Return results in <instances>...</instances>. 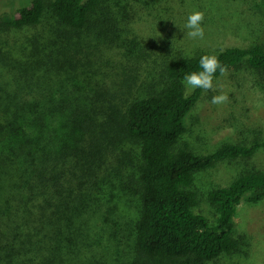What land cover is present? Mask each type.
<instances>
[{"label": "trees", "instance_id": "1", "mask_svg": "<svg viewBox=\"0 0 264 264\" xmlns=\"http://www.w3.org/2000/svg\"><path fill=\"white\" fill-rule=\"evenodd\" d=\"M108 1L28 0L0 17L1 36L23 39L15 65L0 61V77L13 84L0 94V264H108L105 236H125L98 209L114 190L138 203L130 264H209L239 250L240 206L264 201V173L251 170L208 192L214 221L199 209L197 174L227 160L252 162L264 133L205 154L181 144L208 95L188 91L183 78L205 54L165 56L141 85L125 66L107 76L98 67L122 58L121 47L144 46L134 28L145 16L130 0L99 17ZM47 19L63 27L49 40L38 37ZM212 55L224 69L213 75L217 96L227 97L220 104L236 88L235 70H249L264 91V43ZM74 57L77 68L58 66ZM144 59H130L132 67Z\"/></svg>", "mask_w": 264, "mask_h": 264}, {"label": "rangeland", "instance_id": "2", "mask_svg": "<svg viewBox=\"0 0 264 264\" xmlns=\"http://www.w3.org/2000/svg\"><path fill=\"white\" fill-rule=\"evenodd\" d=\"M28 0H0V17L20 9ZM144 7V18L135 25L134 31L143 41V47H121L122 58L118 56L109 64L98 68L111 76V72L131 73L135 83L142 84L160 71L162 59L168 55L205 54L212 55L227 47H248L253 43H264V0H131ZM130 0H109L99 17L108 18L129 3ZM139 4V5H140ZM193 11L203 13L201 26L203 38H192L185 28L187 16ZM61 30L55 19H47L38 31V37L50 38V31ZM44 32V33H43ZM48 35V37L45 36ZM8 39V38H7ZM0 35V61L15 65L20 58L17 47L23 39H8ZM149 53L150 59H144ZM72 52L71 55H73ZM135 56L144 59L138 67H132ZM58 61L65 69L78 66V58ZM133 59V60H130ZM119 60V61H118ZM119 63V64H118ZM124 64V65H123ZM130 65V66H129ZM158 68V69H157ZM65 71L60 72V75ZM236 88L226 104H213L211 99L220 89L214 85L207 90V96L199 111L187 119V132L181 144L185 143L195 152L208 153L226 143H241L250 140L260 131L264 133V91L255 84L247 69L233 71ZM10 77V76H9ZM0 77V94L10 92L12 78ZM103 77V76H102ZM117 77V76H116ZM123 78L125 75L122 76ZM6 79V80H5ZM13 85V84H12ZM220 85V84H219ZM13 89V88H12ZM188 91L193 89L187 86ZM252 162L227 160L212 169L198 173L194 190L198 192L200 210L214 221L216 214L207 200L213 188L226 187L235 178L251 170L264 173V150L257 152ZM137 199L125 191L114 190L101 195L98 206L114 227L120 222L124 238L112 240L108 235L102 242L103 254L108 264H130L133 260V224L138 212ZM103 223L105 222L102 219ZM236 234L242 237L239 250L225 254L209 264H264V201L256 205L242 204L235 219ZM110 230V227H109ZM108 230V231H109ZM130 236V241L128 237Z\"/></svg>", "mask_w": 264, "mask_h": 264}, {"label": "clouds", "instance_id": "3", "mask_svg": "<svg viewBox=\"0 0 264 264\" xmlns=\"http://www.w3.org/2000/svg\"><path fill=\"white\" fill-rule=\"evenodd\" d=\"M203 19V13L200 11L191 12L186 19L185 28L189 31L187 35L192 38H203L204 30L201 26ZM199 71H193L184 76V83L192 89H211L213 86V75L217 69L221 72L224 69L220 66L216 55H202L198 61ZM227 97L225 95L213 96L211 102L213 104L221 103L225 101Z\"/></svg>", "mask_w": 264, "mask_h": 264}]
</instances>
